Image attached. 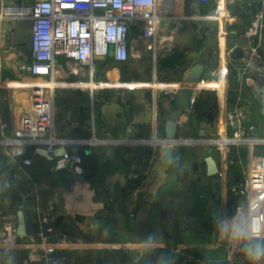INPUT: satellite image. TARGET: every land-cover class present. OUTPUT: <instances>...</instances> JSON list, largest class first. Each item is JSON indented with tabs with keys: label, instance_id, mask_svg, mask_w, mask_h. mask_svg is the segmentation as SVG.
<instances>
[{
	"label": "crops",
	"instance_id": "crops-1",
	"mask_svg": "<svg viewBox=\"0 0 264 264\" xmlns=\"http://www.w3.org/2000/svg\"><path fill=\"white\" fill-rule=\"evenodd\" d=\"M28 1L0 0V8ZM260 5L177 0L174 16L158 25L153 39L131 28L126 61L95 57L91 73L86 65L58 59L61 76L52 80L29 72V23L0 22V138L12 137L32 114L41 89L53 99L48 138L61 141L52 159L40 153L44 145L0 144V231L14 230L18 211L30 216L35 230L34 236L0 244V264H49L36 235L46 211L54 216L51 243L61 264H264V257L249 260L220 228L221 222L240 220L236 205L247 209L244 198L231 195L230 180L243 178L250 149L209 144L232 133L227 117L237 110L264 138L262 95L246 82H262L264 31L259 56L247 66L245 35ZM213 36L212 63L190 111L178 117L176 137L167 140L168 109ZM236 47L244 49L243 59H232ZM152 140L160 143L144 144ZM168 144L170 161L162 158ZM62 149L82 157L79 169H54ZM208 156L216 175L207 174ZM26 158L32 164L23 165ZM174 251L198 258L170 260Z\"/></svg>",
	"mask_w": 264,
	"mask_h": 264
},
{
	"label": "built area",
	"instance_id": "built-area-1",
	"mask_svg": "<svg viewBox=\"0 0 264 264\" xmlns=\"http://www.w3.org/2000/svg\"><path fill=\"white\" fill-rule=\"evenodd\" d=\"M161 2L162 0H151L150 4H141L138 0H29L26 3L3 5L0 8V22L18 20L29 23V72L34 76L49 77L52 80L61 76L62 69L58 57L86 65L91 73L95 69V57H106L110 51L116 61H126L128 36L133 26L140 28L143 38L153 39L157 34L158 25L168 20L160 12ZM263 31L264 0H261V5L245 33L250 40L246 66L253 58L259 56ZM52 100L40 89L38 103L33 107L32 114L22 118L20 127L12 137L2 135L0 144L20 149L44 145L49 155L54 154L61 141L53 137L48 138V127L54 115ZM227 120L232 133L211 139L209 144L250 149L244 176L231 186L230 193L234 197L244 198L247 203L246 210L243 204L236 205L237 218L247 213L249 202L252 203L253 209H256L258 202L261 204V208L256 212V223L260 224L263 222L261 213H264V154L257 155L254 149L264 146V138L253 136L256 128L247 124L245 115L240 110L229 114ZM95 142L96 140L90 141L91 144ZM159 143L160 141L152 140L144 144L156 146ZM81 162L80 155L64 152L55 160L54 169H64L70 163L75 169H79ZM22 163L30 165L32 159H23ZM53 223V214L42 212L37 221L36 235L44 259L49 264H61V259L55 255L54 245L51 243ZM19 237L11 227H4L0 231V244L15 242ZM174 253L193 259L178 251Z\"/></svg>",
	"mask_w": 264,
	"mask_h": 264
},
{
	"label": "water",
	"instance_id": "water-1",
	"mask_svg": "<svg viewBox=\"0 0 264 264\" xmlns=\"http://www.w3.org/2000/svg\"><path fill=\"white\" fill-rule=\"evenodd\" d=\"M177 0H162L160 5V12L163 16L167 19H171L174 16L176 10ZM217 37H211L207 44L206 48L204 49L200 61L194 64L187 74L182 87L179 89L176 97L173 100L172 105L168 109V114L166 117V124H165V137L167 140H172L177 135V121L179 115L183 111H190L192 103H193V94L197 84L199 83L202 74L205 68L212 63L211 56L213 53V49L216 45ZM109 55L112 56V51L109 52ZM232 59H243L244 58V49L242 48H234L231 54ZM62 59L64 57H58ZM214 62V61H213ZM241 74H239V77ZM261 78L262 82L257 83L252 78H247L246 82L247 85L252 87V89L259 94L262 95V105L260 109V114L264 117V62L262 64L261 69ZM200 135L203 136L204 132L201 131ZM40 153L45 157L52 159L55 154L49 155L46 150L39 149ZM173 146L171 144L166 145L163 148L162 158L166 161H170L172 156ZM65 152L64 149L61 150L60 155ZM205 163L207 165V174L212 176L218 174L219 170L216 165V162L211 156H208L205 159ZM73 164L70 163L68 166H72ZM235 181L230 180L231 184H234ZM164 211H161L163 214ZM18 225L14 228V232L18 236H34L35 230L31 223L30 216L22 211H18Z\"/></svg>",
	"mask_w": 264,
	"mask_h": 264
},
{
	"label": "clouds",
	"instance_id": "clouds-1",
	"mask_svg": "<svg viewBox=\"0 0 264 264\" xmlns=\"http://www.w3.org/2000/svg\"><path fill=\"white\" fill-rule=\"evenodd\" d=\"M141 4H150L151 0H138ZM261 208L258 202L256 209L252 208V203L248 204L247 213L238 221L231 225L221 222L220 228L229 239L240 243L242 250L249 260L256 262L264 257V222L257 225L256 212ZM264 214V213H261Z\"/></svg>",
	"mask_w": 264,
	"mask_h": 264
},
{
	"label": "trees",
	"instance_id": "trees-1",
	"mask_svg": "<svg viewBox=\"0 0 264 264\" xmlns=\"http://www.w3.org/2000/svg\"><path fill=\"white\" fill-rule=\"evenodd\" d=\"M172 254V253H171ZM184 254H186V255H188L187 253H184ZM176 256H180V258L182 259V260H186L187 259V257L186 256H182L181 254L179 255V254H175V255H173L172 254V256H170L171 258H170V260H172L174 257H175V259L177 258ZM195 258H198V257H196V256H193V261H196L195 260Z\"/></svg>",
	"mask_w": 264,
	"mask_h": 264
},
{
	"label": "rangeland",
	"instance_id": "rangeland-1",
	"mask_svg": "<svg viewBox=\"0 0 264 264\" xmlns=\"http://www.w3.org/2000/svg\"><path fill=\"white\" fill-rule=\"evenodd\" d=\"M258 134H259V127H257V129L255 130V133L253 134V136L259 138L260 135H258ZM256 148H258L260 151L264 150V147H261V146H257ZM181 252H184L185 253V251H181Z\"/></svg>",
	"mask_w": 264,
	"mask_h": 264
}]
</instances>
